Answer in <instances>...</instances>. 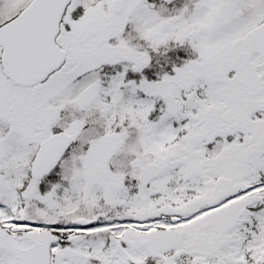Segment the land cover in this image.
<instances>
[{
    "label": "snow or ice",
    "instance_id": "snow-or-ice-1",
    "mask_svg": "<svg viewBox=\"0 0 264 264\" xmlns=\"http://www.w3.org/2000/svg\"><path fill=\"white\" fill-rule=\"evenodd\" d=\"M0 264H264V0H0Z\"/></svg>",
    "mask_w": 264,
    "mask_h": 264
}]
</instances>
